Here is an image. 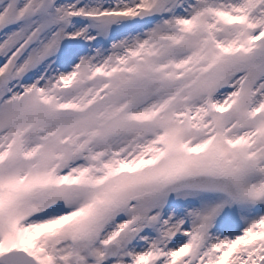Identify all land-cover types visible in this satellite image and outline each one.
<instances>
[{
    "label": "snow or ice",
    "instance_id": "snow-or-ice-1",
    "mask_svg": "<svg viewBox=\"0 0 264 264\" xmlns=\"http://www.w3.org/2000/svg\"><path fill=\"white\" fill-rule=\"evenodd\" d=\"M0 264H264V0H0Z\"/></svg>",
    "mask_w": 264,
    "mask_h": 264
}]
</instances>
